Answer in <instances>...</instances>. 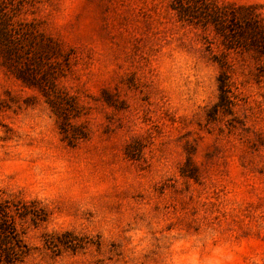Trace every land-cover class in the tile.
Masks as SVG:
<instances>
[{"label":"rangeland","instance_id":"rangeland-1","mask_svg":"<svg viewBox=\"0 0 264 264\" xmlns=\"http://www.w3.org/2000/svg\"><path fill=\"white\" fill-rule=\"evenodd\" d=\"M0 27V264H264V0H0Z\"/></svg>","mask_w":264,"mask_h":264},{"label":"trees","instance_id":"trees-1","mask_svg":"<svg viewBox=\"0 0 264 264\" xmlns=\"http://www.w3.org/2000/svg\"><path fill=\"white\" fill-rule=\"evenodd\" d=\"M212 19H213V21H215L216 23H218V24H220L222 21H221V19H222V17H221V15H220V13L219 12H215L214 14H213V16H212ZM224 28H225V26H224ZM221 29H223V28H221ZM222 31V30H221ZM0 33H1V27H0Z\"/></svg>","mask_w":264,"mask_h":264}]
</instances>
